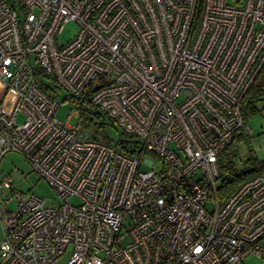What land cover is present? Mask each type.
Instances as JSON below:
<instances>
[{
    "label": "built area",
    "instance_id": "1",
    "mask_svg": "<svg viewBox=\"0 0 264 264\" xmlns=\"http://www.w3.org/2000/svg\"><path fill=\"white\" fill-rule=\"evenodd\" d=\"M262 67L264 0H0V77L16 94L9 113L0 101V161L20 153L60 198L0 168V264L264 257V174L217 193L218 155L251 132L240 105ZM83 92L129 141L55 117Z\"/></svg>",
    "mask_w": 264,
    "mask_h": 264
},
{
    "label": "rangeland",
    "instance_id": "2",
    "mask_svg": "<svg viewBox=\"0 0 264 264\" xmlns=\"http://www.w3.org/2000/svg\"><path fill=\"white\" fill-rule=\"evenodd\" d=\"M228 1L234 2V0ZM76 31L77 25L75 22L69 21L65 23L62 31L57 35V41L59 43L67 41L76 33ZM46 81H48L50 85H53V82L50 81V79H47ZM257 81H260V78ZM7 85V81L0 77V101L5 112L9 113L15 104L16 94L13 90L7 88ZM61 98L62 97L58 95L59 101H61ZM255 106L257 107L256 112L248 115L244 120V122L250 127L251 132L247 135H243L238 154L235 158L237 167L242 169L248 168L245 159L249 155L259 161H264V93H262L260 98L257 99ZM68 112H72L69 119L66 117ZM75 112L76 111L71 108L69 102L63 101L59 102L55 111V117L62 121H66L70 125H74L77 122ZM119 132H121V128L118 126L107 127V133L113 143L118 139ZM0 168L2 171L11 172L13 183L18 189L23 191L30 190L48 202H60V198L53 188L31 167L20 153L15 151L6 152L0 161ZM11 205L14 206V203L12 202ZM66 260L67 254L59 257L55 264H65ZM239 264H264V257L249 255Z\"/></svg>",
    "mask_w": 264,
    "mask_h": 264
},
{
    "label": "trees",
    "instance_id": "3",
    "mask_svg": "<svg viewBox=\"0 0 264 264\" xmlns=\"http://www.w3.org/2000/svg\"><path fill=\"white\" fill-rule=\"evenodd\" d=\"M259 78L260 81H257ZM57 87L55 86L53 89L57 90ZM47 90H49V87ZM262 93H264V67L261 68L242 98L240 111L243 120L248 115L256 112L257 107L255 106V102L260 98ZM88 95L89 92H83L79 96L69 97L64 101L69 102L71 108L78 113L79 125L90 128L95 136L101 135L105 142H109L112 139L107 134V127H116L114 121L104 111H101L95 105L91 104ZM118 134L117 143L119 144L129 141L131 137L122 131ZM242 139L243 133L236 131L229 144L218 155L219 183L217 193L221 199L229 195L245 178L255 174H264V161H259L251 155L245 159L248 164L247 169L237 167L235 158L238 154Z\"/></svg>",
    "mask_w": 264,
    "mask_h": 264
},
{
    "label": "crops",
    "instance_id": "4",
    "mask_svg": "<svg viewBox=\"0 0 264 264\" xmlns=\"http://www.w3.org/2000/svg\"><path fill=\"white\" fill-rule=\"evenodd\" d=\"M245 259H246V258H245ZM245 259H244V260H245ZM241 262H243V260H242ZM241 262H240V263H241ZM238 264H239V263H238Z\"/></svg>",
    "mask_w": 264,
    "mask_h": 264
}]
</instances>
